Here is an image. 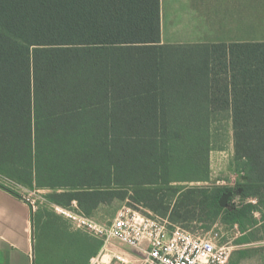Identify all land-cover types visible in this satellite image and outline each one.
<instances>
[{
    "label": "trees",
    "instance_id": "1",
    "mask_svg": "<svg viewBox=\"0 0 264 264\" xmlns=\"http://www.w3.org/2000/svg\"><path fill=\"white\" fill-rule=\"evenodd\" d=\"M227 124L231 189L209 185ZM0 175L89 217L121 201L244 234L264 211V43L162 45L159 0H0Z\"/></svg>",
    "mask_w": 264,
    "mask_h": 264
},
{
    "label": "crops",
    "instance_id": "2",
    "mask_svg": "<svg viewBox=\"0 0 264 264\" xmlns=\"http://www.w3.org/2000/svg\"><path fill=\"white\" fill-rule=\"evenodd\" d=\"M159 9L162 45L264 43V0H159ZM218 172L212 151L209 185ZM105 208L90 215L100 225L111 221ZM100 244L69 221L44 216L40 207L32 215L14 192L0 187V264H87Z\"/></svg>",
    "mask_w": 264,
    "mask_h": 264
},
{
    "label": "built area",
    "instance_id": "3",
    "mask_svg": "<svg viewBox=\"0 0 264 264\" xmlns=\"http://www.w3.org/2000/svg\"><path fill=\"white\" fill-rule=\"evenodd\" d=\"M1 177V176H0ZM15 189L11 190L26 204L32 215L43 205L68 220L77 229L84 230L101 242L97 254L87 264H228L232 246L222 240L219 230H198L190 233L179 226H170L167 220L146 215L128 204L122 205L107 225L96 223L71 207L51 204L46 192L27 188L1 177ZM3 186V185H1ZM4 187V186H3ZM5 188V187H4ZM228 201L239 205L234 192ZM251 202H255L251 200ZM116 242L118 245L112 244Z\"/></svg>",
    "mask_w": 264,
    "mask_h": 264
},
{
    "label": "rangeland",
    "instance_id": "4",
    "mask_svg": "<svg viewBox=\"0 0 264 264\" xmlns=\"http://www.w3.org/2000/svg\"><path fill=\"white\" fill-rule=\"evenodd\" d=\"M207 54L208 53L205 51L188 52V56L190 58L189 64L193 65L194 64L193 61L196 58H198V60L200 59V61L204 59H208L209 56ZM216 146H217L216 149L213 150V156H216V169L217 171H219L218 172L219 174L218 175L216 174L214 183L212 185L219 187H226L228 189L234 188V185L239 180L240 174H236L232 170L230 171L229 169L230 159L228 156L230 155V152L233 151L232 133H231L230 124H227L225 133L216 143ZM221 157L222 159H220ZM219 160L221 162V165L219 164ZM230 166L232 167L231 161H230ZM1 177H0V185H3L7 189H11V190L15 189L11 184L4 181ZM217 180L218 183L216 184L215 181ZM124 204L125 202L114 201L111 205L107 206L105 210L107 211L109 218L112 219L115 213L117 212V210ZM40 210H42L43 215L48 218L65 219L55 214L51 210L49 205L40 206ZM262 213L264 214V211ZM263 214L257 212L255 213L254 217L257 220V226L253 228L248 227L247 231L244 234H241L236 226L230 228L221 223L213 224L209 228V230L213 228L219 230V232L222 235V240L225 242L226 241L230 242L232 246V252L228 264H264V219L262 217ZM186 231L190 233L197 232V230L195 231V229L193 228H190L189 230ZM243 235H246L245 236L247 238L246 241L239 242V239H241ZM112 244H114L115 246L118 245L116 242H113Z\"/></svg>",
    "mask_w": 264,
    "mask_h": 264
},
{
    "label": "water",
    "instance_id": "5",
    "mask_svg": "<svg viewBox=\"0 0 264 264\" xmlns=\"http://www.w3.org/2000/svg\"><path fill=\"white\" fill-rule=\"evenodd\" d=\"M231 196V193H227L224 196H222L221 200H220V205L222 207H225L227 205L228 199Z\"/></svg>",
    "mask_w": 264,
    "mask_h": 264
}]
</instances>
